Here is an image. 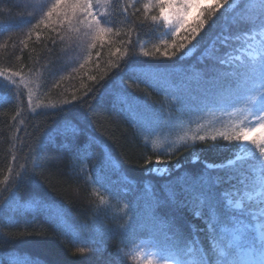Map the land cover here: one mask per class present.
<instances>
[{
	"label": "trees",
	"instance_id": "1",
	"mask_svg": "<svg viewBox=\"0 0 264 264\" xmlns=\"http://www.w3.org/2000/svg\"><path fill=\"white\" fill-rule=\"evenodd\" d=\"M56 1L42 7L37 0H0V208L6 209L0 260L99 264L76 250L100 249L111 257L140 239L174 258L176 249L152 219V194L163 198L178 178L231 173L259 157L250 140L235 139L256 126L247 101L259 99L258 84L234 85L228 102L211 106L205 103L212 89L202 77L216 55L214 37L223 28L250 32L233 21L242 8L255 15L264 0H220L215 24L196 47L185 41L183 55H165L187 34H169L161 18L152 19L161 15L157 0H104L99 34L82 45L84 60L71 47L70 9L53 10L50 22L35 27ZM23 75L42 84L43 109L35 114L28 112ZM72 117L83 129L76 143L50 140ZM158 157L170 165L165 174L146 163ZM195 211L186 207L175 215L185 235H199L206 247ZM260 259L254 257L257 264Z\"/></svg>",
	"mask_w": 264,
	"mask_h": 264
},
{
	"label": "snow or ice",
	"instance_id": "2",
	"mask_svg": "<svg viewBox=\"0 0 264 264\" xmlns=\"http://www.w3.org/2000/svg\"><path fill=\"white\" fill-rule=\"evenodd\" d=\"M76 2L91 14L90 0ZM157 4L161 16H153L152 19L162 17L165 23H171L176 28V33L183 29L187 34L184 40L178 42L175 51L166 52L165 55H183L181 50L186 48L185 41L190 47H196L203 39V34L215 24L213 17L216 9L222 10L220 0H216L212 7L189 22L188 9L198 6L194 0H157ZM166 6L170 9L174 7L172 16L165 13ZM55 7L53 5V9ZM53 9L45 13L35 27L44 23L45 18L50 22ZM73 11L75 12V4ZM233 24L238 28H247L251 35H233L228 28H223L214 37L213 49L216 55L211 58L212 64L202 77L212 89V100L205 104L215 106L228 102L233 94V86L241 82L258 84L261 90L258 93L259 99L253 96L247 101L256 126L247 131L241 130L235 139L250 140L259 149V157H254L256 163L241 166L231 173L178 178L175 185L164 189L163 198L152 194V219L161 226L166 239L176 249L172 264H257L253 259L257 254L261 257L259 264H264V7L255 15H251L247 8H242ZM96 27H99V21ZM237 51L240 55L234 56L233 53ZM75 119L76 117H72L64 121L56 129L55 136L49 139L54 141L59 136L75 144L83 131L73 123ZM249 132L256 135L250 137ZM225 139L230 140L232 137L226 136ZM64 146L67 147L68 144L65 143ZM146 163L152 170H155L153 164L156 168L168 165L167 161H162L159 157L155 162L149 160ZM223 196L239 199L233 206L231 198L226 204L222 203ZM186 207L195 208L196 218L204 223L208 241L206 247L199 235L193 234L190 239L185 235L183 223L175 212ZM164 209L171 210L173 214L159 215ZM190 227L195 229V225ZM78 251L83 253L85 249ZM163 260L164 264H169L167 257H163ZM0 264H3L2 260ZM22 264H35V261L25 258ZM117 264L124 262L120 259Z\"/></svg>",
	"mask_w": 264,
	"mask_h": 264
},
{
	"label": "rangeland",
	"instance_id": "3",
	"mask_svg": "<svg viewBox=\"0 0 264 264\" xmlns=\"http://www.w3.org/2000/svg\"><path fill=\"white\" fill-rule=\"evenodd\" d=\"M55 0H49L48 3L52 4ZM216 0H194V3L198 6H193L188 9L187 16L189 22L197 17L200 13V9L203 7H207L212 5ZM103 2L104 0H90V13L89 11H85L80 3H77L76 0H57L54 5L56 7L53 10L64 11L70 9L72 11V19L71 25L68 26L69 34H71L76 41L81 43L80 54L82 55V59L84 60L86 55H84V51H82V45L86 44L87 41L88 46L92 44L96 36H98L99 31L96 29V18L101 15L103 10ZM75 4V12L73 11V5ZM53 8V7H52ZM165 13L170 16L174 13V7L169 8L168 6L164 9ZM161 16V15H160ZM161 20L166 28V31L169 34L176 33V28L171 23H165L163 18ZM251 35V34H250ZM67 60H70V56L68 53ZM240 52L237 55L239 56ZM23 77V76H22ZM25 78V77H24ZM27 89V93L29 94V98L31 102H40L41 101V87L40 79H22L21 82ZM250 136V135H249ZM242 154V153H241ZM155 170L154 173L161 175L167 172V168L165 165H161L159 168L153 166ZM79 253V252H78ZM85 256H90L92 259L95 258L100 264H117V261L122 259L124 264H164L162 253L157 250L151 240H141L132 250L129 252H124L119 250L115 255L111 257H103L101 250L92 251L91 249L85 251L83 253ZM169 264H172L173 260L168 258Z\"/></svg>",
	"mask_w": 264,
	"mask_h": 264
},
{
	"label": "bare ground",
	"instance_id": "4",
	"mask_svg": "<svg viewBox=\"0 0 264 264\" xmlns=\"http://www.w3.org/2000/svg\"><path fill=\"white\" fill-rule=\"evenodd\" d=\"M49 0H37V5H40V6H42V7H44V5L48 2ZM68 33H66V32H64V34H63V36H68L67 35ZM245 34H248L249 35V32H243L242 34H241V36H243V35H245ZM71 40H72V42H73V44L71 45V47H72V50L73 51H77V50H79L80 49V47H81V45H80V43H78L77 41H76V39L75 38H71ZM236 47H239V45H236ZM238 52L239 51H237V52H234L233 53V55L235 56V55H237L238 54ZM29 78V79H38V77H32V76H28V75H26V76H24L23 75V80L25 79V78ZM26 95V100H27V103H28V105H29V107H28V112L30 113V114H35V113H37V112H39V111H42V109H43V103H42V100L40 101V102H31V100H30V98H29V94L28 93H26L25 94ZM154 166V165H153ZM0 197H2V191L0 192ZM4 212H6V209L4 208V207H1L0 208V213L2 214V213H4ZM51 219V221H54L56 218H50ZM141 240H145V239H140L133 247H135ZM133 247H131L128 251H126V252H129L130 250H132L133 249ZM81 248H83V247H80V248H78L76 251L77 252H79L78 250L79 249H81ZM83 249H87V250H89V248H83ZM92 251H96V250H100V249H91ZM119 250H117L116 252H118ZM79 253H81V252H79ZM101 253H102V256L103 257H106L107 255H105L104 253H103V251L101 250ZM80 255H83V254H80ZM111 256H113V254L111 255ZM83 257H86V258H88V259H92V257H88V256H85V255H83ZM92 260H94V261H97V260H95V258L94 259H92ZM34 261V260H33ZM98 262V261H97ZM99 263V262H98ZM35 264H38V262L37 261H35ZM40 264H52V263H50V262H45L44 260H42V262L40 263ZM100 264V263H99Z\"/></svg>",
	"mask_w": 264,
	"mask_h": 264
}]
</instances>
